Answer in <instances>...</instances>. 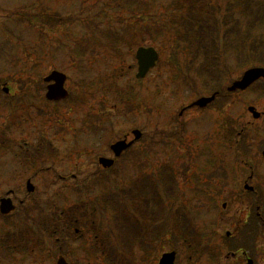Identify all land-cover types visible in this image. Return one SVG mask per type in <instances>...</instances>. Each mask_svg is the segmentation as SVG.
<instances>
[{"label": "rangeland", "instance_id": "rangeland-1", "mask_svg": "<svg viewBox=\"0 0 264 264\" xmlns=\"http://www.w3.org/2000/svg\"><path fill=\"white\" fill-rule=\"evenodd\" d=\"M148 1L150 10L145 11L157 13L168 23L167 27L157 24L158 32H149L148 12L134 5L132 0H0V132L7 143L5 161H0V191L15 188L24 195L28 178L25 172L21 175L25 167L19 157L26 152L22 150L36 149L40 142H49L57 156L43 163L45 167L51 166L50 173L42 172L32 178L38 186L32 200L42 201L44 214L56 213L58 216L52 217L53 220L59 217L61 209L83 202L94 203L101 194L126 186L141 173V166L135 161L140 162L138 153L143 151L145 172H154L162 163L174 162L180 179L175 180V184L185 185L182 208L192 216L201 233L213 232L203 242L209 241L218 251L214 246L222 248V237L227 231L242 229L244 236L230 239L228 248L218 251L220 256L216 261L210 251L191 255L175 229L177 232L171 233L172 242H160V248L150 250L151 257L137 249L134 264H158L161 255L171 250L177 251L176 264H243L241 260H226L228 252L237 251L238 246L243 245L257 258L258 264H264V158L261 156L264 118L255 120L248 110L249 105L263 110L261 86L264 82L243 92L225 95L206 110L190 109L178 116L184 106L200 95L209 94L202 74L199 76L196 72L204 56L199 52L194 59L184 50L185 43L179 38L184 29L178 19L186 15L185 8L165 9L176 0ZM234 1L190 0L186 5L189 9L205 3L207 12L218 5L230 8L233 3L232 13L241 17V3ZM48 13L63 20H45L42 14ZM39 14L40 17L32 19L31 15ZM245 20L242 18V22ZM240 28L243 27L240 25ZM260 33H264V26L254 31L256 35ZM139 46H154L160 53L158 64L140 80L136 78ZM233 59L234 54H230L221 63L222 80H230L229 83L240 78L246 69ZM192 60L196 65L190 70L187 64ZM54 69L67 74L65 86L72 94L59 102L45 97L44 77ZM28 77L31 82L23 92L22 82ZM104 81L113 82L116 89L124 91L125 97L132 92V104H118L115 91L99 90L96 83L104 84ZM4 87H8L10 93L5 92ZM89 121L95 127L99 125V129ZM245 125L250 129L240 137L237 147L235 138ZM135 128L144 133L134 146L137 159L130 155L133 161H120L118 170L116 167L106 174L109 179L103 178L100 184L95 182L97 175L92 174L98 170L99 156H113L110 144L125 135L131 139ZM210 159L215 160L214 164ZM239 159L250 161V166ZM124 164L128 166L122 168ZM188 166L192 174L199 176L192 182L198 189L192 190L193 184L184 182ZM251 171L254 177L249 183L258 193L254 207L250 206L254 194L242 196L244 179H248ZM185 177L188 179L187 173ZM223 203H227L225 208ZM113 208L108 203L97 216L98 231L110 228L117 232L111 222ZM35 212L36 209L32 213ZM19 215L16 212L12 218ZM153 222V228L158 227L159 221ZM254 230L255 240L251 235ZM123 237L121 233L118 239ZM48 242L46 249L53 250V242ZM83 247L86 244L82 242L78 252L88 264V255L81 253ZM33 254L36 261L31 259L21 264H47L42 263L38 252ZM72 258L79 262V257Z\"/></svg>", "mask_w": 264, "mask_h": 264}, {"label": "trees", "instance_id": "trees-1", "mask_svg": "<svg viewBox=\"0 0 264 264\" xmlns=\"http://www.w3.org/2000/svg\"><path fill=\"white\" fill-rule=\"evenodd\" d=\"M188 1L190 0L184 2L176 0L165 9H186V15L178 19L179 26L184 29L183 33H179L177 30L176 35L179 33V38L185 43L184 50H188L194 56V59L199 52L203 54L204 59L196 72L199 76L202 74L204 87L211 90L219 89L223 73L221 63H224L230 54H234V61L243 68L254 65L264 66V33H260L261 35L254 34L255 30L258 28L260 30L264 26V0H235L236 4L241 3L239 6L241 7V17H237L232 13L233 3H231L230 8H227V6L221 8L218 5L206 12L205 3L198 4L197 7L192 5L188 9L186 5ZM132 2L134 5L144 7V11L150 10L148 0H132ZM145 12H148L151 19L148 26L150 33L153 30L158 32L157 27L159 26L157 24L168 26L167 21L160 19L157 13ZM40 15H31V17L34 19L40 17ZM42 16L45 20L52 19L54 22L63 20L51 13L42 14ZM242 18H246V20L242 22ZM240 25L243 28H240ZM193 65H196L194 60L187 64L190 70ZM30 78L28 77L26 81L22 82L23 92H26V87L31 82ZM96 84L99 85L101 91L112 93L115 91L116 99L120 104L130 103L131 99L134 100L132 92L125 97L124 91L116 89L113 82L107 84L104 81V84L103 82H97ZM95 85L92 87L95 88ZM261 89H264V86ZM133 151L134 147L126 150L122 157L117 159L116 165L109 172L115 171L119 165L118 163L124 159L133 161V158L130 157L132 154L137 159ZM46 152H50V150ZM138 156L140 162H137L138 159L135 161L141 166V173L137 176L138 178H132L126 186L119 187L115 192H105L96 199V201L102 202L101 207L103 209L108 203L114 207L111 222L115 224L117 230L115 232V229L108 228L104 231L107 232L104 233L106 240L101 243L100 248V257L104 264L115 263L114 260H117V264H132V262L129 263L128 256L134 255L137 249L141 250L146 256L151 257L147 253L150 250L160 248V242H172L170 241L171 233L175 234V229L178 231H176L177 236L190 250V254L196 255V253L210 251L212 253L209 254L217 255L212 245L208 243L209 241L203 242L213 232L201 233L194 224L193 218L180 206L182 204L179 202L181 194L175 185L174 162L161 164L155 169L154 173H147L143 172V166H145L144 152H139ZM239 162L243 163L245 160L239 159ZM132 165L136 164L132 163ZM127 166L128 164H124L122 168ZM96 174L95 182H99V184L103 178H110L103 171H98ZM161 185H163L162 189ZM153 220L160 221L158 227H152ZM70 225H72V222H70ZM53 226H55L54 228H61L63 225L61 221L57 222L55 220ZM121 233L124 234V237L119 240ZM214 247L219 249L217 246ZM96 249H99V247H96ZM126 251L130 253L127 254ZM114 252L117 253L115 257Z\"/></svg>", "mask_w": 264, "mask_h": 264}, {"label": "flooded vegetation", "instance_id": "flooded-vegetation-1", "mask_svg": "<svg viewBox=\"0 0 264 264\" xmlns=\"http://www.w3.org/2000/svg\"><path fill=\"white\" fill-rule=\"evenodd\" d=\"M215 94L216 97L211 102V104L209 103L207 106L203 108L201 107L203 110L208 109V107H210L219 98L225 97L219 92H215ZM191 108L192 107L184 106L180 110L178 116L181 117L186 111H189ZM5 146H7V143L5 141L4 135L0 132V161H5V157H4ZM41 146H43V144H41ZM46 148L47 147L45 148L42 147V149H46ZM36 150L37 149L35 148L28 149L27 152H24L22 156L19 157L20 164L25 167L24 169H21L22 170L21 175H23L24 172L27 173V178H28L26 181L27 192L24 195L23 194L21 195L20 191L15 188H10L8 190L0 191V205L2 198H11L13 204L15 205V209H13L12 212L7 215L3 214L0 210V264H21L31 259L36 261L37 258H35V255L33 254L35 252H38L42 263L46 262L47 264L48 263L57 264L59 258L63 257L69 264H85L86 261L82 259L80 252H78L80 251L82 242L83 244H86V247H83L84 251L81 253H83V255L85 253L88 255L87 256L88 264H92V262L95 264L97 262L104 264L102 258L100 257L101 255L100 248L102 245L101 243L105 242L106 237H103L101 233L98 232V228L96 226V222H97L96 214L98 212L97 211L98 209L96 207H93L90 211H86L85 206H87V204L84 202L80 204H74L68 206L66 209H63L59 214L62 222L64 223L63 226L61 227V229L57 228L56 230L53 231L52 228L50 227V224H48L45 221V219L48 218L52 219L53 214L52 213L44 214L42 212L43 211L42 201L32 200L33 196L35 195V191L38 189V186L33 183L32 178H34L36 175L42 172L50 173V167H51V166L45 167L44 165L43 166L40 165V163L43 160L44 154L34 153ZM32 154H39V155L33 156ZM112 155H114L113 152ZM98 171L105 172L106 170L101 168L93 172V174H96ZM191 171L192 169L190 166H188L187 169H185V173H187V176L190 178L188 181L185 180L187 184L192 183L193 180L196 181V175L192 174ZM28 172L29 173L31 172V174H29ZM56 173L61 175L60 173H58V171H56ZM174 173H175V180H180L179 177L177 176V171H175ZM185 173L183 177H185ZM65 176L67 178H70L69 175L68 176L65 175ZM72 177L76 178V175H72ZM253 177H254V171H251V174L248 177V179H244L243 192H245V194L242 196L245 197L246 194H254L252 197L250 196L251 197L250 201H252L250 202L252 204L250 206L254 207L256 206V197L258 193L256 192L255 187L249 183L252 182ZM29 181L31 182V184H33L32 191H30L28 188ZM178 187H185V185L184 183H182ZM195 187H197L196 184ZM89 204L93 205L92 203ZM226 206L227 203H223V207L225 208ZM34 209H36L37 212L32 213ZM75 209H77L78 211L77 215L80 217V219L76 218L74 219V221H72L70 218L73 216L74 214L73 212H76ZM16 212H18L20 215L18 217L12 218ZM37 215H43L45 217L44 218L35 217ZM258 216L259 213H257V217ZM70 222L73 223L72 228ZM262 222H264V220H262ZM236 226L239 227L240 225L238 224ZM72 231L74 233L71 234ZM241 232L242 229L240 230L238 228H236V230L232 233L230 231H227L225 236L222 237V240L226 245H228L230 239L236 236L242 238V236H244V233ZM251 235H253L255 240L257 237L256 230H254V233ZM73 237L75 239H72ZM48 240L53 242V244L51 243L53 250L46 249L47 245L49 246ZM96 247H99V249H96ZM238 247L239 248L237 249V251L228 252V255L226 256V260H230L232 262H237L241 260L243 264H258L257 258L255 256H252L244 245ZM116 254L117 253L114 252V257L116 256ZM72 256L79 257V262L73 259ZM114 261L115 263L112 262L111 264H117V260Z\"/></svg>", "mask_w": 264, "mask_h": 264}, {"label": "water", "instance_id": "water-1", "mask_svg": "<svg viewBox=\"0 0 264 264\" xmlns=\"http://www.w3.org/2000/svg\"><path fill=\"white\" fill-rule=\"evenodd\" d=\"M136 57L138 61V72L137 78H144L149 70L156 65V62L159 59V53L153 46L144 47L141 46L137 49ZM264 77V67H253L246 70L241 79L236 80L232 83V85L228 88L229 90L236 89H246L256 80ZM44 80L49 83L47 87L46 97L49 100H60L69 95L68 90L65 87V83L67 80V75L61 71L53 70L49 75H47ZM8 91V88H6ZM214 99V95L210 97H201L196 100L193 105H199L201 107L206 106L209 102ZM249 111L254 114L255 117L259 116V113L256 111L254 106H249ZM134 139L131 141H127L126 139L118 140L111 145V149L113 150L115 157H119L121 153L129 148L136 140L141 138L142 132L139 129L133 130ZM264 156V151H263ZM99 162L104 167H111L114 165V158L109 157H100ZM28 188L30 191L33 189V184L28 182ZM13 209H15V205L13 204L10 198H2L0 210L4 214L10 213ZM176 260V252H165L161 256L159 260V264H175ZM251 261V260H250ZM57 264H69L67 261L60 257Z\"/></svg>", "mask_w": 264, "mask_h": 264}, {"label": "bare ground", "instance_id": "bare-ground-1", "mask_svg": "<svg viewBox=\"0 0 264 264\" xmlns=\"http://www.w3.org/2000/svg\"><path fill=\"white\" fill-rule=\"evenodd\" d=\"M194 108V109H193ZM193 111H196V110H203L202 108H199V107H195V106H193L192 108H191ZM255 109H256V111L259 113V116L258 117H255L254 116V114L251 112V114H252V116L255 118V120H260V119H263L264 118V107H263V110H258L257 109V107L255 106ZM249 125V124H248ZM248 125H245L244 127H243V130L241 129V131L237 134V136H236V142L234 143L237 147H239V145H240V137H242L243 135H244V133L246 132V130L247 129H250V127H248ZM180 139H181V142L183 141V138L180 136ZM236 147V148H237ZM238 149V148H237ZM263 151H264V147H263V149L261 150V156L262 157H264L263 156ZM194 157V156H193ZM98 163H99V167H98V169H100V168H104V166L98 161ZM253 167V166H252Z\"/></svg>", "mask_w": 264, "mask_h": 264}]
</instances>
